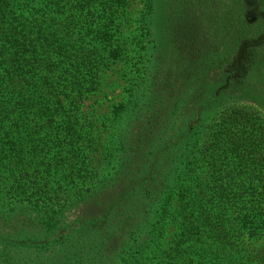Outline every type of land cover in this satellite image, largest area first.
I'll use <instances>...</instances> for the list:
<instances>
[{"label": "trees", "instance_id": "1", "mask_svg": "<svg viewBox=\"0 0 264 264\" xmlns=\"http://www.w3.org/2000/svg\"><path fill=\"white\" fill-rule=\"evenodd\" d=\"M127 2L0 0V124L16 119L26 130L22 139L42 162L41 172L25 181L19 173L28 174L31 167L23 159L32 156L14 153L22 167L13 174V199L26 200L29 209L41 187L28 193L23 187L56 179L58 186L74 188L61 190L63 203L39 216H71L88 197L116 190L99 216L83 211L67 225L60 220L44 226L49 230L0 232V264L80 259L83 264H252V256L236 247L264 240V119L247 105L218 107L225 105V84L232 81L225 66L230 54L244 39L264 37V0H145L140 20L150 26L153 67L143 91L131 95L121 111L123 121L108 152L110 169L89 176L97 140L79 103L95 89L99 71L116 49ZM206 20L219 23L218 35L198 31L195 37L207 43L195 56L194 51L178 58L171 46L168 58L162 49L168 36L182 28V36L190 37L191 28ZM220 37L214 55L212 41ZM262 48L256 47L257 53L264 54ZM211 118L214 127L198 143ZM3 128L0 134L12 136ZM34 138L42 142L34 145ZM89 180L92 187L85 193L83 187L76 190V182L83 186ZM171 193L177 205L168 210ZM43 195L49 201L59 192L44 189ZM169 225L174 231L159 250ZM59 231L60 238L46 249L49 242L43 239ZM85 238L92 262L84 259L89 255L83 251ZM257 261L264 264V257Z\"/></svg>", "mask_w": 264, "mask_h": 264}, {"label": "rangeland", "instance_id": "2", "mask_svg": "<svg viewBox=\"0 0 264 264\" xmlns=\"http://www.w3.org/2000/svg\"><path fill=\"white\" fill-rule=\"evenodd\" d=\"M144 2L145 0H128L125 17L121 20L119 26V33L117 36V42L115 43L116 49L110 56L107 57L105 64L99 71L98 83L94 90L83 94L81 102L79 103L80 111L85 115L83 118L84 124L86 126H91L93 130V137H96L97 143L95 148L91 150V166L92 171L89 175L90 177L96 178V175L100 173L107 172L110 169V166L107 165V158L109 151L113 147L114 135H116L119 124L123 121V116H121V111L123 110L124 105L129 100L131 95L142 92V82L147 81L148 72L151 71L153 67V55L152 51L155 49L151 37L149 35L150 26L141 22L140 18L144 11ZM223 7L220 4V12L223 11ZM246 13V12H245ZM216 15L212 14V17ZM207 17V16H206ZM252 24V23H251ZM219 23L206 20L199 22L197 28H191V36L183 37L182 28L176 34L172 32L168 38L167 46L162 44V49L169 51L172 46L173 54L178 58L182 57L184 54H189L195 51L194 55L199 52V48L202 46L205 40H201L200 37H195L197 32L206 31L207 29H212L215 35H218ZM211 40V39H210ZM208 40V41H210ZM214 43V44H213ZM221 43V37L216 41H212V49L215 50ZM264 45V37L262 40L258 41H246L244 39L241 41V45L235 48L234 51L230 54L231 62L227 63L225 66L227 70L232 75V81L225 86H228L225 105H219V111L227 106H249L254 112L257 113L261 118L264 119V63L263 53H257L256 47ZM264 51V48H262ZM212 50L211 53L216 55L217 53ZM159 53V52H158ZM172 56V55H171ZM251 58L253 62L251 61ZM261 59V60H258ZM254 60H256L254 62ZM180 61V59H179ZM162 63V60H160ZM189 63H192V60ZM216 71V70H215ZM215 71H211L214 73ZM147 77V78H146ZM227 81V80H226ZM223 86L221 85L220 89ZM243 89H246L247 93L243 92ZM159 120V119H158ZM155 122V119H154ZM216 119L211 118L206 120L203 124L204 131L202 135L200 134L201 139L198 143H203L204 141V132L208 128L214 127ZM19 122L16 119H9L0 124V127L3 129L10 130L12 136H4L0 134V232L5 233L7 236L14 235L16 231L19 232H29L36 229V227H51L56 222L61 220L60 223L63 225L69 224V221L77 214V212L86 211L91 215L101 214L105 209L106 205L113 200V196L116 194V190H108L103 195L99 197L90 196L86 201L79 205L78 209L75 210V214L66 215L63 213L62 216L55 217L54 215L48 216H39V212L48 209V208H57V201L59 204L63 203V197H61V190H72L74 187H64V183L58 186L56 184L57 180L54 179L51 182H43L41 186H34L29 184L23 187L24 191L28 193L39 187L41 191L38 192L35 198L32 199V204L30 208L27 209L25 202H18L14 200V194L12 195L11 190L13 191L12 183L14 182L13 174H18L21 165L15 163L14 153H18L21 157L32 156L31 158H24L23 160L28 163L31 167L28 170V174H23L22 171L19 173V177H24L25 181H31L28 175L31 173L41 172L42 162L39 161V158L36 155H32V147L26 142V139H22L23 136H26L25 131L18 127ZM171 135V132L168 134ZM42 141L38 138H34L32 143L34 145L40 144ZM14 149H16L14 151ZM7 154L8 156H4ZM110 157V156H109ZM28 160V161H27ZM32 169H35L34 171ZM101 176V175H100ZM92 182L89 180L81 186L79 182L75 183V188L78 190L79 187H83L82 191L85 193L88 189L92 187ZM33 188V189H32ZM45 189H54L59 192V196L54 197L51 200H44L46 195H43V190ZM11 192V193H10ZM42 196V197H40ZM43 198V199H41ZM15 202L14 208H7L11 203ZM168 210H172L176 205V193H171L167 199ZM13 205V204H12ZM11 206V205H10ZM79 210V211H78ZM159 214L155 215L154 223L158 221ZM166 222H169L167 218L164 219ZM8 223V224H6ZM9 225L12 228H8ZM165 227V226H164ZM49 230V229H46ZM174 228L172 226L165 227L163 230V238L159 241V250L160 247H167L168 240L171 238ZM61 231L55 234H49L48 238L43 239V242H49L45 245L46 249L51 247L50 242L60 238ZM52 235V236H51ZM142 236V233L141 235ZM139 236V237H140ZM50 239V241H49ZM135 237H132L134 242ZM96 242V241H95ZM55 244L54 242H52ZM99 243V242H98ZM133 244V243H132ZM128 247V246H127ZM126 247V248H127ZM90 240L84 239V248L83 251L89 252L84 259L87 258V261H93L91 258L90 250ZM129 248V247H128ZM239 250V253H249L252 256V264H261L257 261L258 257H264V240L258 242H249L245 240L242 247H236ZM48 252V251H47ZM84 261L80 259L76 264H83ZM124 264V262L120 263ZM229 264H234L233 262Z\"/></svg>", "mask_w": 264, "mask_h": 264}]
</instances>
